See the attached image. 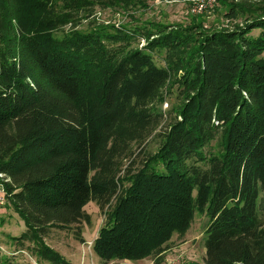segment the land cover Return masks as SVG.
<instances>
[{"label":"trees","instance_id":"obj_1","mask_svg":"<svg viewBox=\"0 0 264 264\" xmlns=\"http://www.w3.org/2000/svg\"><path fill=\"white\" fill-rule=\"evenodd\" d=\"M4 2L0 175L35 256L68 264L43 238L89 225L84 208L93 202L105 218L93 251L105 264L162 252L202 211L209 223L201 264H264V0L234 30L101 28L61 38L41 16L10 32ZM137 35L150 52L171 54L166 68L131 47ZM172 76L181 105L159 150L138 163L133 145L162 122L149 101ZM216 139L217 153L205 156Z\"/></svg>","mask_w":264,"mask_h":264},{"label":"rangeland","instance_id":"obj_2","mask_svg":"<svg viewBox=\"0 0 264 264\" xmlns=\"http://www.w3.org/2000/svg\"><path fill=\"white\" fill-rule=\"evenodd\" d=\"M37 2L35 12L29 10L30 2ZM195 0H5V27L14 33L18 20L29 16H41L51 19L54 37L61 38L71 33H90L98 29L130 32L136 28L154 31L165 28L167 31H186L196 36L220 30L241 28L250 17L249 5H258L262 0H216L213 8L206 9L198 16L189 13ZM245 4V7H244ZM230 6H242L244 13L229 14ZM32 12V13H31ZM69 16V18H68ZM54 21V22H53ZM66 21V22H65ZM4 27V28H5ZM260 31L250 33L257 37ZM5 34V32H4ZM157 38V37H154ZM153 38H150V41ZM145 35H137L131 47L152 55L158 67L166 68L171 54L167 51L147 48ZM1 46V44H0ZM175 57V55H174ZM264 57V54H263ZM179 77V74H178ZM180 90L174 79L168 81L154 92L150 101L151 112L162 115V122L154 133L133 150L139 163L145 155L157 152L161 145L159 134L164 133L167 124L174 119L181 105ZM218 140L212 141L203 149L205 156L217 153ZM204 167L202 164H199ZM90 218V224L82 223L79 227L68 230L50 229L43 238V244L55 252L68 264H105L93 251V242L105 223L95 203L90 202L84 208ZM209 223L206 211L196 212L189 229L184 233H175L164 246L162 252L141 261L113 260L107 264H201L205 257V232ZM26 233L24 222L8 202H0V264H49L35 256V244L22 238ZM80 238L82 241H79Z\"/></svg>","mask_w":264,"mask_h":264},{"label":"built area","instance_id":"obj_3","mask_svg":"<svg viewBox=\"0 0 264 264\" xmlns=\"http://www.w3.org/2000/svg\"><path fill=\"white\" fill-rule=\"evenodd\" d=\"M216 5V0H195L190 6L189 13L194 16L202 14L206 9L213 8ZM2 175H0V202L4 203L7 199L4 187L2 185Z\"/></svg>","mask_w":264,"mask_h":264}]
</instances>
